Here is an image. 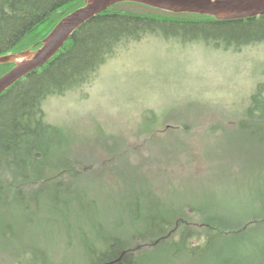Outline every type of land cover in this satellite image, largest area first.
Returning <instances> with one entry per match:
<instances>
[{
    "label": "rangeland",
    "instance_id": "1",
    "mask_svg": "<svg viewBox=\"0 0 264 264\" xmlns=\"http://www.w3.org/2000/svg\"><path fill=\"white\" fill-rule=\"evenodd\" d=\"M261 85L264 43L225 50L148 37L122 49L89 84L46 101L47 120L61 131L52 162L79 159L85 173L106 168L77 185L48 181L23 193L24 206L8 207L0 220L8 225L0 264H103L136 234L149 240L158 217L187 208L189 223L211 244L175 255L183 248L176 239L166 251L145 247L138 258L222 264L218 251L228 238L264 215V127L246 121ZM119 151L130 154L119 159ZM57 192L75 197L68 213ZM254 237L264 241L263 233ZM241 255L251 261L249 250Z\"/></svg>",
    "mask_w": 264,
    "mask_h": 264
},
{
    "label": "trees",
    "instance_id": "2",
    "mask_svg": "<svg viewBox=\"0 0 264 264\" xmlns=\"http://www.w3.org/2000/svg\"><path fill=\"white\" fill-rule=\"evenodd\" d=\"M87 1L0 0V57L40 49L55 27L65 17L86 6ZM148 37L238 50L243 46L264 43V16L221 21L209 15L177 14L137 3H121L83 25L49 63L0 95L2 222L4 214L8 215V207L24 206L23 193H38L48 181H55L58 188L77 185L76 182L84 181L89 173L100 170L82 172L83 168L77 164L83 161L79 159L74 163L52 162L53 142H56L61 131L47 120L44 103L89 84L122 49ZM15 66V63L0 65V78ZM262 97L264 85L252 95L246 121L249 118L252 123L264 127V107L260 110L257 106ZM119 152V159L130 154L128 151ZM113 158L110 163L118 157ZM105 168L100 171L104 172ZM74 199L63 198L58 192L55 195V201L65 205L66 213ZM40 203L37 202V209H40ZM175 211L158 217L152 225L149 240H139L140 235L136 234L131 238L135 244L131 241L124 245L118 258L106 259L103 264H118L121 261L142 264L145 260L138 257L145 247L166 251L169 242H175L176 239L180 240L183 248H178L175 255L184 252L186 246L198 248L202 241L211 244V239L202 228H193L189 223L188 216L192 209L182 210L186 212L183 215L175 214ZM150 219V216L141 218L146 224ZM2 222L0 239L4 241L8 239V225ZM236 232L227 240L230 245L226 243L218 251L220 259H224L222 264H264V241L254 237L259 233L264 235V215L261 220L256 218L251 221L242 234ZM102 240L108 244L110 239ZM243 250L250 251V262L247 259L244 261L241 255ZM225 256L238 257L229 262Z\"/></svg>",
    "mask_w": 264,
    "mask_h": 264
},
{
    "label": "water",
    "instance_id": "3",
    "mask_svg": "<svg viewBox=\"0 0 264 264\" xmlns=\"http://www.w3.org/2000/svg\"><path fill=\"white\" fill-rule=\"evenodd\" d=\"M121 3H137L177 14L209 15L221 21L264 16V0H88L86 6L65 17L37 51L0 57V65L16 66L0 78V95L49 63L86 23Z\"/></svg>",
    "mask_w": 264,
    "mask_h": 264
},
{
    "label": "bare ground",
    "instance_id": "4",
    "mask_svg": "<svg viewBox=\"0 0 264 264\" xmlns=\"http://www.w3.org/2000/svg\"><path fill=\"white\" fill-rule=\"evenodd\" d=\"M28 51H29V50H28ZM31 51H32V50H31ZM36 51H37V50H36ZM7 91H8V90H7ZM5 92H6V91H5ZM5 92H4V93H5ZM2 94H3V93H2Z\"/></svg>",
    "mask_w": 264,
    "mask_h": 264
}]
</instances>
